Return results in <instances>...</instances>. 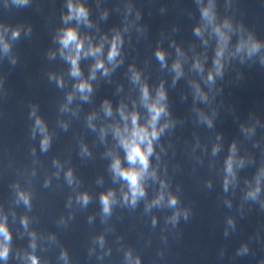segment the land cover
<instances>
[{
	"label": "water",
	"instance_id": "water-1",
	"mask_svg": "<svg viewBox=\"0 0 264 264\" xmlns=\"http://www.w3.org/2000/svg\"><path fill=\"white\" fill-rule=\"evenodd\" d=\"M253 41L260 47L249 54ZM157 103L165 111L133 205L113 163L140 168L126 142L137 128L152 132ZM0 224L10 235L0 234L8 247L0 264H264V6L147 96L0 184Z\"/></svg>",
	"mask_w": 264,
	"mask_h": 264
},
{
	"label": "clouds",
	"instance_id": "clouds-1",
	"mask_svg": "<svg viewBox=\"0 0 264 264\" xmlns=\"http://www.w3.org/2000/svg\"><path fill=\"white\" fill-rule=\"evenodd\" d=\"M26 2V0H25ZM204 15L205 16H210V11L209 9L204 10ZM72 16H75L77 19H86L87 18V11L83 6H74L71 3H69V16L67 17L68 19H71ZM199 31V29H197ZM13 36H18V32H14ZM222 39H223V34H222ZM60 42L63 45L64 48H68L70 44L75 45V55H72L71 53L68 54V58L71 60L72 63V74L74 76H78L80 74V70L78 67V59L80 55V51L82 48V42L78 39L77 33L74 29H67L62 37L60 38ZM119 42V36L114 38L112 48L109 52V60L114 59V57L117 55V43ZM243 43L240 45V47H243ZM260 45L256 42H251L248 47V52L249 54L257 51L259 49ZM5 51L8 49V45H4ZM100 51V48H89L88 52L95 55ZM223 49L221 48L220 53L221 54ZM158 57L163 60V53L158 52L157 53ZM178 68V65L176 66ZM98 68H103V62L98 61L95 65V68L93 70V75L95 74V69ZM217 70L219 71V59L217 60ZM105 72H107V69H105ZM135 78H138L135 77ZM211 79V76L209 77ZM79 89L81 92H84L86 89L90 91V86L86 82H82L79 85ZM145 96H147V89L145 88ZM71 98V97H69ZM165 98V94L163 90L159 92L158 99L163 100ZM107 107V105H106ZM110 110V109H109ZM151 111H152V118H151V124L153 126V130L151 133L148 132L147 129L144 128H137L134 133H133V139L130 143L126 142V146L128 147V160L129 163L132 165L139 164L140 168L137 170L135 168L132 169H122L120 167V162L117 159L113 163V169L115 172L122 176L124 179H126L129 183L130 186V192H131V203L134 205L139 197H142L144 195V189L140 183L141 177L147 173L148 170V156L152 152V139H154L158 133L155 129V125L157 120L159 119L160 115L165 111L164 106L162 104H153L151 106ZM136 122V117H133V123L135 124ZM37 125L41 127V130L43 131V125L39 119H37ZM147 142V147L146 149L141 148V144L143 142ZM48 146V138L45 137L44 140L42 141V147L46 149ZM71 174L69 173V176ZM112 196L113 194L111 192L107 193L102 197V203L104 206V212L105 214L110 212V203L112 201ZM25 202L27 203V197H23ZM84 201L87 202V196H85ZM128 199V196L125 195V200ZM163 199V195L157 197L156 200L153 201L154 204L160 203V201ZM170 205L174 206L177 203V200L175 197H171L169 200ZM151 205H149L150 207ZM178 213L172 217L173 221L177 219ZM0 234H3L5 241L10 239V235L7 231V228L3 225L0 224ZM8 255V247L7 244H5L2 248H0V258H7ZM32 264H37L35 258H32Z\"/></svg>",
	"mask_w": 264,
	"mask_h": 264
}]
</instances>
